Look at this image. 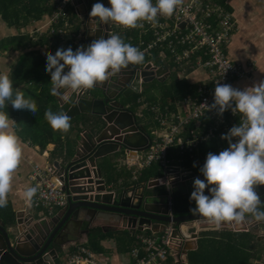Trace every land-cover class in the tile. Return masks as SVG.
<instances>
[{
    "label": "crops",
    "instance_id": "obj_1",
    "mask_svg": "<svg viewBox=\"0 0 264 264\" xmlns=\"http://www.w3.org/2000/svg\"><path fill=\"white\" fill-rule=\"evenodd\" d=\"M105 1L107 6H110L108 0H90L91 7L96 2L103 4ZM217 1L223 5L227 12L232 14L236 21V29L225 47L226 55L233 62L242 63L251 68L250 79H234L232 82V87L243 90L245 87H250L264 79V0ZM57 2L58 0H47L44 5L49 8V13L42 15L38 20L30 17L24 26L23 22H19L18 25L14 23L8 25L0 16V73L8 74L14 89L23 92L25 98L31 97L33 99L37 113L35 117H31L24 111L13 109L11 105L5 109L9 117L16 122L14 131L19 138L22 156L18 169L13 174L10 191L7 194V205L0 208V221L4 224V229L15 232L22 230L28 238L32 235L31 231H37L38 228L35 226L40 227L45 223H50L49 219L62 211L60 208H53L51 211L33 209L25 201L24 191L29 187H34L35 184L30 180L33 168L51 165L55 167L56 171L58 170L57 166L60 169H65L78 150L80 134L85 133L87 137H92L104 126L101 118L97 119L86 114L75 116L73 106L67 107L71 127L66 133L53 130L44 118V113L49 108L53 112H64L62 100L58 96L50 94V75L44 72V58L48 54H54L57 48L71 47L75 50L82 45L79 43L82 39L80 36L81 27H84L85 30L88 29L84 20L82 23L78 9L73 5L66 7L64 20L52 24L51 18ZM82 2L83 5L81 4V6L88 11L87 1L82 0ZM87 15L89 23V12ZM92 21L94 25L89 28L92 31L89 35L96 39L101 36L104 37L107 34L104 26L97 30L96 26L100 22L96 18H92ZM156 21L164 20L158 16ZM109 23L113 29V34L119 35L125 43H129L141 51L139 42L142 39L146 40L144 36L148 29L143 21L140 22L143 27L137 28H125L115 22ZM168 23L172 26L171 22ZM16 26L22 27L17 28ZM17 35L28 36L31 41L30 46L28 44L23 50L13 51L11 41ZM6 43L10 45L3 47ZM175 49L177 53L183 50L180 46H175ZM23 54L25 57L21 63V55ZM207 60L208 57L201 50L194 52L186 63L181 64L172 60V54L169 51L166 62L159 59L157 51L144 54V61L138 64V67L143 68L147 62H152L166 72L162 78H153L152 81L146 82L155 83L154 86L158 90L155 96L147 98L140 95L144 83L142 81L141 84L139 83V94H134L129 100H125L126 108L134 114L138 126L142 127L149 135L150 143L148 146L154 141L161 142L164 133L167 134L170 131V126L176 124L175 117L181 113V110L177 108L179 102L184 99L198 100V88L202 86L209 90L213 88L208 71L203 67V63ZM198 63L200 64L198 65ZM19 75H22V78H18ZM13 76H17V78ZM92 91L90 90L91 93ZM111 92L114 93V90L112 89ZM139 112L142 118L137 117L136 114ZM214 112L216 117H223L229 124L233 125L240 122V113L230 116L226 110L222 116H218L215 110ZM158 115L164 121L163 125L158 122ZM84 119H86L85 122ZM216 119L214 123H216ZM210 123L212 121L206 116L189 120L173 134L175 141L165 150V159L170 165L176 166L181 177L190 173L194 174L192 181L189 180L191 184L188 186L191 188L195 178L203 179L199 173V168L202 166L207 153H218L224 150L227 148L228 142L215 137L199 142L192 151L180 150L177 142L178 140L184 142L186 139L192 138V132H198V130L206 132ZM158 128L161 130L158 131ZM138 130L141 131L140 128ZM112 149L115 148H111L110 151ZM148 149L149 147L142 152L136 151L135 148L116 149L111 153H108L109 150L103 152L106 155L95 160L94 165L100 169L106 190L128 189L135 193V191L138 192L136 186L143 187L144 184L146 194L150 196L156 197L162 193L167 195L168 188L161 180L164 177V170L160 162H155L147 167L140 163ZM127 195L130 196L128 193ZM183 200L185 203L190 202L186 194L183 195ZM153 206L157 208L159 204L156 202ZM24 217L29 218L30 221L23 224L17 223V220L20 222ZM56 222L55 225L57 226L58 223ZM69 222L66 230H59V233H62L59 234L62 243L54 246L57 254L53 260L54 264H68L74 256L73 253L80 254L81 250L93 254L94 258L101 264H135L137 259L146 255L145 248L138 240V236L154 237L159 241L164 226L167 224L160 223L154 229L143 226L142 231L133 232L130 228L124 227L120 220L103 216L88 218L84 214H76V216L71 217ZM85 223L88 233L83 235L79 232ZM245 224L248 226L251 222ZM55 225L53 224L52 227ZM190 232H193V229ZM262 233V230L253 228L239 232L218 229L199 232L197 238L186 241L187 246L190 247V250L187 251L184 250V243H179L178 236L173 239L172 243L177 245L178 249L176 250H180L188 264L210 263L213 258L218 256L215 246L217 242H222L223 248L236 249L242 247L249 256L250 264H257L258 262L264 264V238L260 235ZM227 234L229 235L224 236ZM78 235L81 237L79 238ZM226 238H230L231 245L227 246ZM93 241L96 242L94 250L101 248L100 252L93 251V243L90 244ZM171 246L175 247L174 245ZM185 251L186 254H184ZM258 257L259 259H257ZM42 264L49 263L43 261ZM161 264H173V258H167Z\"/></svg>",
    "mask_w": 264,
    "mask_h": 264
},
{
    "label": "clouds",
    "instance_id": "obj_2",
    "mask_svg": "<svg viewBox=\"0 0 264 264\" xmlns=\"http://www.w3.org/2000/svg\"><path fill=\"white\" fill-rule=\"evenodd\" d=\"M180 2L108 0L109 7L94 3L89 16L103 24L115 22L125 28H137L143 27L141 21L154 23L159 15H173ZM44 59V72L50 75V94L67 104L72 102V93L76 90L91 89L129 65L141 64L144 54L113 34L106 39L101 36L75 50L57 48ZM8 105L31 117L37 114L33 99L25 98L23 92L14 89L8 74L0 73V208L7 205L13 174L22 156L14 131L16 122L5 110ZM203 105L206 111L215 110L218 116L226 110L241 116L239 123L221 135V139L228 142L227 148L207 153L199 168L203 179L195 178L192 182L189 200L195 207L190 209L191 213L218 227L224 222H264V200L256 191L257 186L264 185V79L243 90L217 83L213 103ZM44 118L53 130L66 133L71 127L66 112H53L49 108ZM206 188L208 194H205ZM36 192L35 187L27 188L23 193L25 201L30 204Z\"/></svg>",
    "mask_w": 264,
    "mask_h": 264
},
{
    "label": "water",
    "instance_id": "obj_3",
    "mask_svg": "<svg viewBox=\"0 0 264 264\" xmlns=\"http://www.w3.org/2000/svg\"><path fill=\"white\" fill-rule=\"evenodd\" d=\"M86 1L88 12H90V0ZM78 12L79 14L84 13L85 9L83 8L81 12L80 10ZM81 18L83 23L85 17L81 16ZM102 24L99 23L96 29L98 30V28L104 26L108 34L111 31V24ZM85 25L88 29L85 30L84 27H81L80 36L82 39L79 43L86 47L96 39L94 36L89 35L92 32L89 28L94 25L92 17H89V23L88 20L85 21ZM107 34L104 35L105 39ZM163 72L164 70L160 68L157 75ZM153 78L150 72L144 69L140 70L137 65H129L107 81L99 83L91 89H85L81 97L76 98L73 92L72 102L65 104L61 101L62 107L64 106L62 110L67 114H69L67 107L73 106L75 116L86 114L97 119L101 118L100 120L104 122V126L92 137H86L85 140L79 142L80 148L78 147L73 160L65 169H60L57 166L56 174L65 175V181L67 182L64 187L65 191L77 195L68 198L67 205L57 216L49 219L50 223H45L40 227L35 226L38 228L37 231H31L32 235L28 238L27 234L22 230L15 232L4 229V224L0 221V264H42L43 261L54 264L53 260L57 255L54 246L62 243L59 230H66L67 224L68 226L70 224L71 217L76 216V214H84L88 218L94 216L98 218L100 216L115 218L120 220L124 227L130 228L133 232L136 230L142 231L143 226H151L154 229L160 223L173 222L175 225L173 237L178 236L182 239L197 238V233L215 229L239 232L249 228L262 230L263 233L260 235L264 238V222H251L248 226L245 224L246 222L241 224L224 222L218 227L214 223L208 222L205 218L193 215L190 209L195 207V203L193 201L185 203V200H183V195L190 196L193 190V188L188 186L194 177L192 173L180 177V181H184L185 184L174 182L170 185L172 217L167 215L168 197L166 193L156 197L150 196L146 194L144 184L143 187L137 185L136 189L138 192H135L132 196L127 195L128 189L106 192L107 190L98 168L93 176L96 180H88L86 183L89 186L86 188L77 186L84 182H75L74 180L91 177L86 166L94 165L95 160H99V158L106 155L103 152L109 150L108 153H111L116 149L125 150L129 148H135L136 151L142 152L148 148L147 146L150 143L149 135L142 127L138 126L134 114L126 108L125 100H129L134 94H139L140 79L146 83L152 81ZM92 89H96L93 94L90 92ZM112 89L115 93L111 92ZM111 148L115 149L110 151ZM81 167L85 168L76 171ZM256 191L261 195V199L264 200V185L257 186ZM83 193H91V195H81ZM92 193H95V195H92ZM205 194H208L207 188L205 189ZM156 202L159 204L157 208L153 206ZM28 216L30 218V215ZM29 218L24 217L20 222L17 220V223L23 224L26 221H30ZM55 222L58 223L57 226ZM53 224L55 227H52ZM191 229H193V232H190ZM79 233L83 235L88 233L86 223ZM172 248L178 249L176 246H172ZM184 250H190L186 242H184ZM186 251L184 254H186Z\"/></svg>",
    "mask_w": 264,
    "mask_h": 264
},
{
    "label": "built area",
    "instance_id": "obj_4",
    "mask_svg": "<svg viewBox=\"0 0 264 264\" xmlns=\"http://www.w3.org/2000/svg\"><path fill=\"white\" fill-rule=\"evenodd\" d=\"M81 4L83 5L82 0L78 2L77 0H58L51 18L52 24L64 20L65 9L69 5H73L81 12L84 8ZM103 4L107 6L106 1ZM87 14L88 11L85 10L84 13L80 14V17L84 16V21H86L88 18ZM159 16L164 21H156L154 23L144 22L145 26L148 28L147 34L144 36L146 40L142 39L139 42L143 54H151L157 51L159 59L166 62L167 52L169 51V53L172 54V60L181 64L186 63L194 52L201 50L204 52V55L208 57V60L203 63V67L207 69L208 76L213 84L211 90L204 86L198 88V100L184 99L178 103L177 108L181 110V113L175 117L176 124L170 126V131L167 134L164 133L161 137V142L154 141L148 146L149 149L143 158V163L146 166L155 162H160L164 170L163 181L173 182L179 181L181 177L176 166L170 165L165 159L166 148L173 145L175 141L173 134H175L183 124L189 122V120L206 116L212 121L207 131L202 132L196 129L198 132H192V138L190 137L184 142L178 140L177 143L180 150L192 151L199 142H204L215 137L221 139V135L226 134L234 124H229L223 117H216L214 110L206 111L203 104L210 105L213 103V91L217 83L229 84L232 86L234 79H250L251 68L244 66L242 63L233 62L226 55L225 47L228 45L236 29V21L232 14L227 12L223 5L217 0H181L173 15ZM168 22H171L172 26ZM181 26H183L182 29H179ZM111 35H113L112 27L111 31L108 32V36ZM175 46L182 47V52L177 53ZM199 64L200 63H198V65ZM147 66L148 68H146ZM139 69L150 72L151 76L157 79L162 78L166 74L164 71L157 75L160 68L155 66L152 62H147L145 67H139ZM139 83H142V79H140ZM84 92L85 89H79L76 90L74 94L76 98H78L81 97ZM142 109L147 110L146 108ZM151 109L154 110V108ZM228 113L230 116L236 115L230 110H228ZM136 115L138 118H142L140 112ZM215 119L216 123H214ZM157 120L160 125L164 124V121L159 115L157 116ZM159 130L161 129L158 128V131ZM86 137L85 133H81L80 141L85 140ZM78 145H80V143ZM86 167L89 169L91 177H83L82 179L79 178L74 180L75 182H84L77 185L80 188L89 186V184L86 183L88 180H96L93 178L97 169L96 165H87ZM84 168L85 167H81L76 171ZM56 173L55 167L51 165L43 168L38 166L33 168L30 180L35 182L34 187L37 189V192L30 203V207L33 209H44L46 211H51L53 208L63 209L68 203V198L77 195L65 191L64 187L67 184L65 175H57ZM87 194L88 193H83L81 195ZM167 206V215L172 217L173 211L171 201H168ZM174 230V223L169 222L164 226L163 234L159 241L154 237H147L144 235L138 236V240L145 248L146 255L141 259H137L135 264H161L167 258H173V264H188L184 260L180 250H175L171 246L174 245L177 247V245L172 243L175 238L173 237ZM194 239L195 238L182 239L178 237L179 243ZM82 251L83 250L80 251V254L73 253L74 256H72L68 264H101V262L94 258L93 254ZM134 256H136V254H134Z\"/></svg>",
    "mask_w": 264,
    "mask_h": 264
},
{
    "label": "trees",
    "instance_id": "obj_5",
    "mask_svg": "<svg viewBox=\"0 0 264 264\" xmlns=\"http://www.w3.org/2000/svg\"><path fill=\"white\" fill-rule=\"evenodd\" d=\"M46 2L47 0H0V16L8 25H11L13 23L18 25L19 22H23L24 26L25 22L28 21L30 17H33V19L38 20L41 18L42 15L49 13V8L44 5ZM16 27L18 28L22 26ZM30 43L31 41L28 36H14L11 41L12 50H23L27 47L28 44L30 46ZM8 45L10 44L6 43L3 47H7ZM25 54L21 55V63L25 57ZM13 77L17 78V76ZM18 78H22V75H19ZM85 120L86 119H84V122ZM228 235L229 234L224 236ZM226 240L227 246L231 245L232 241L230 240V238H226ZM92 243L93 251L100 252L101 248L94 250L96 242H90V244ZM221 243L222 242L215 243L217 249L216 254L218 256L213 258V260L208 264H250L249 256L246 254V251L242 247L236 249L231 247L223 248L221 246ZM257 259H259V257ZM202 264H204V262Z\"/></svg>",
    "mask_w": 264,
    "mask_h": 264
},
{
    "label": "rangeland",
    "instance_id": "obj_6",
    "mask_svg": "<svg viewBox=\"0 0 264 264\" xmlns=\"http://www.w3.org/2000/svg\"><path fill=\"white\" fill-rule=\"evenodd\" d=\"M92 1H97V0H92ZM170 81H169V83H170ZM154 84H155L154 82L153 83H143L142 90H141V94L140 95H142L143 97H147V98H150V97L155 96L158 93V90H157V87L154 86ZM92 90H93L92 93H95L96 92V89H92ZM140 163L144 167L146 166V165H144L143 160L140 161ZM257 264H261V263L258 262Z\"/></svg>",
    "mask_w": 264,
    "mask_h": 264
},
{
    "label": "bare ground",
    "instance_id": "obj_7",
    "mask_svg": "<svg viewBox=\"0 0 264 264\" xmlns=\"http://www.w3.org/2000/svg\"><path fill=\"white\" fill-rule=\"evenodd\" d=\"M145 167H147V166H145ZM162 181H163V178H162ZM174 182H178V183H184V181H173V182H165V181H163V183L165 184V186L168 188V193H167V197H168V201H171V195H170V185L172 184V183H174ZM106 192H111V191H106ZM135 192H137V191H135ZM128 194H130V196H132V194H134V191L133 192H130V191H128L127 192ZM89 195H91V193H89V194H87V196H89ZM92 195H95V193H92ZM188 196V195H187ZM189 197V196H188ZM149 227H151V226H149Z\"/></svg>",
    "mask_w": 264,
    "mask_h": 264
},
{
    "label": "flooded vegetation",
    "instance_id": "obj_8",
    "mask_svg": "<svg viewBox=\"0 0 264 264\" xmlns=\"http://www.w3.org/2000/svg\"><path fill=\"white\" fill-rule=\"evenodd\" d=\"M114 93H115V91H114ZM168 208V207H167ZM167 211H168V209H167Z\"/></svg>",
    "mask_w": 264,
    "mask_h": 264
}]
</instances>
